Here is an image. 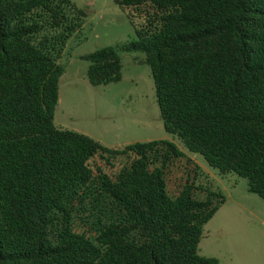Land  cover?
Returning <instances> with one entry per match:
<instances>
[{
    "label": "trees",
    "instance_id": "16d2710c",
    "mask_svg": "<svg viewBox=\"0 0 264 264\" xmlns=\"http://www.w3.org/2000/svg\"><path fill=\"white\" fill-rule=\"evenodd\" d=\"M114 2L140 20L122 50L144 56L164 130L264 201V0ZM83 18L69 0H0V264H218L199 245L224 199L198 168L169 196L175 144L109 149L55 127ZM81 60L92 87L122 79L115 48Z\"/></svg>",
    "mask_w": 264,
    "mask_h": 264
},
{
    "label": "rangeland",
    "instance_id": "374dc122",
    "mask_svg": "<svg viewBox=\"0 0 264 264\" xmlns=\"http://www.w3.org/2000/svg\"><path fill=\"white\" fill-rule=\"evenodd\" d=\"M69 1L84 18L59 60L64 74L59 82L55 127L88 136L109 149L153 141L175 144L183 157L173 160L165 170L169 196L176 198L198 168L196 186L211 187L224 199L203 228L199 255L214 258L218 264H264V201L249 192L246 179L234 173L221 175L164 130L151 70L137 64L144 56L122 50L137 40L135 30L140 20L133 23L128 11L114 0ZM106 47L117 50L122 79L92 87L87 78L89 63L81 57ZM195 198L202 200L204 194L195 192Z\"/></svg>",
    "mask_w": 264,
    "mask_h": 264
}]
</instances>
